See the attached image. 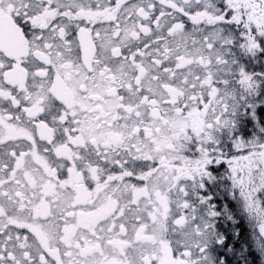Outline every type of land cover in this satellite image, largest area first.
Instances as JSON below:
<instances>
[{"label": "snow or ice", "instance_id": "1", "mask_svg": "<svg viewBox=\"0 0 264 264\" xmlns=\"http://www.w3.org/2000/svg\"><path fill=\"white\" fill-rule=\"evenodd\" d=\"M0 264H264V0H0Z\"/></svg>", "mask_w": 264, "mask_h": 264}]
</instances>
